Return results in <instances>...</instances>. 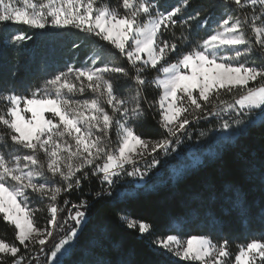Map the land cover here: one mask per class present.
I'll return each instance as SVG.
<instances>
[{"label": "snow or ice", "instance_id": "6c2138e0", "mask_svg": "<svg viewBox=\"0 0 264 264\" xmlns=\"http://www.w3.org/2000/svg\"><path fill=\"white\" fill-rule=\"evenodd\" d=\"M192 7L190 0L171 10L162 0H0V34L11 25L33 30L13 32L5 48L22 47L35 30H76L83 35L72 41L75 52L91 41L84 60L74 54L38 87L0 84V217L16 230L14 241L0 238V264H40L41 257L66 264L61 257L74 252L90 202L82 196L69 207L65 194L87 187L85 196L106 199L122 176H147L161 163L157 154L175 152L196 124L219 121L228 130L221 144L264 126V63L249 59L257 52L264 59V0H220L179 15ZM154 108L164 130L158 139L136 130ZM45 211L40 224L37 213ZM120 219L141 238L154 233L145 219ZM56 230L63 235L45 252ZM170 231L176 234L147 243L173 264H264V232L234 254L227 238ZM92 264L113 262L101 252Z\"/></svg>", "mask_w": 264, "mask_h": 264}, {"label": "trees", "instance_id": "16d2710c", "mask_svg": "<svg viewBox=\"0 0 264 264\" xmlns=\"http://www.w3.org/2000/svg\"><path fill=\"white\" fill-rule=\"evenodd\" d=\"M105 2L112 6L117 4V0ZM162 2L171 10L180 0ZM219 2L220 0H190L193 7L179 15L187 16L209 4ZM238 12L239 10L232 14L237 15ZM219 15L217 10V18ZM16 31L32 34L33 30L24 25H11L0 34V50L3 52L0 55V84H12L17 90H23L27 86H40L56 70H63L74 54L78 60H84L91 44V41H85L81 50L75 52L71 46L72 41H79L83 35L76 30H35L34 38L22 47L5 48L7 37ZM181 31L178 26L175 29L176 35L179 36ZM201 36H205V33L202 32ZM249 59L257 64L264 63L258 52L253 53ZM17 62H20L21 67L13 79L12 72L16 69ZM147 94L149 99H155L159 90L152 88ZM158 120L159 113L154 108L136 126L138 134L143 133L145 137L152 139L160 138L164 130L158 125ZM216 124L219 121L196 124L195 128H190L191 138L197 137L195 141H200L201 148L210 145L215 139L214 134H217L214 129ZM200 132L205 135L200 136ZM111 138L115 141L114 132ZM187 142L192 143L193 139ZM191 145L181 144L175 152H169L166 156L163 153L157 154L161 163L157 169L154 168L148 173L149 184L156 183L150 191L146 190V185L139 189L138 195L118 197L116 190L119 189L113 187L111 195L103 200H92L90 196H85L87 187L83 192L65 194V198L70 201V207L78 203L82 196L90 202L88 223L84 225V232L79 236L74 252L63 259L66 264H92L101 252L113 264H158L162 260L173 264L169 256L161 251H154L147 241L157 235L163 237L176 234L170 231L176 228H183L179 234L184 238L202 234H210L218 241L227 238L230 251L234 254L238 252L239 244L261 238L259 234L264 232V178L261 176V169L264 168V126L257 124L245 136L237 137L231 144H221L220 148L215 149L218 155L213 160L207 158L203 166L195 170L189 169L177 181H169L167 171V180L160 185L158 170L167 169L166 164H180L179 158L184 156V152L186 154L194 151V148H187ZM92 187L93 190L97 189L98 182H94ZM37 216L40 217V224L46 222V211L37 213ZM121 216L147 220L153 225V235L145 234L141 238L136 230L128 228L121 221ZM15 231L14 226L0 217V238L14 241ZM62 234L59 230L54 231L53 237L45 246V252ZM40 263H45L43 258Z\"/></svg>", "mask_w": 264, "mask_h": 264}, {"label": "rangeland", "instance_id": "374dc122", "mask_svg": "<svg viewBox=\"0 0 264 264\" xmlns=\"http://www.w3.org/2000/svg\"><path fill=\"white\" fill-rule=\"evenodd\" d=\"M57 31H59V30H57ZM87 45V44H86ZM217 128H219V124H216L215 125V128L214 129H217ZM189 131H190V128H189ZM226 131H228V130H222V132L218 135V134H214V136H215V139L216 140H218V141H216V142H214V144H215V146H217V144H219L220 143V136H221V134H223V133H225ZM192 132V131H191ZM193 139V142L197 139V137H192L191 138V140ZM215 139H213V140H215ZM189 139H185L184 140V143L183 144H189V142H187ZM191 144H193V143H191ZM220 146H221V143H220V145L217 147V148H220ZM209 151H210V149H209ZM212 152V151H211ZM188 154H190V155H192V156H194L193 154H191V153H189L188 152ZM183 155H186V154H184L183 153ZM218 155V153L216 152L215 153V155H214V157H216ZM208 158H210V159H214V157L212 158L211 156H207ZM179 159H181V158H179ZM206 161V160H205ZM140 165H142L143 167H144V164L143 163H141ZM167 165V169H160V170H158V174L159 173H162L163 174V177H160V180H159V184L161 185V184H163V183H165V180H167V177H166V173H167V171L169 172V176H168V178L170 179L169 181H172V182H174V181H177L178 179H180L182 176H183V174H185L189 169V167L192 169V167H193V165L191 164V165H186V164H184V165H182V164H172V165H170V164H166ZM157 166L158 165H156V169H157ZM154 169V168H153ZM129 171L131 170L130 168L128 169ZM135 179H134V184H135V182L136 181H138L139 179H137L138 177H134ZM145 178L147 179V186L145 187L146 188V190L148 189L149 191L150 190H152L153 189V186L156 184V183H154L153 185L150 183L149 184V179H148V174H147V176H145ZM113 189H111V191H112ZM117 191V195H118V197H123V196H125V195H128V194H132V190L130 189V188H128V189H121V190H116ZM70 207V206H69ZM74 211V210H73ZM66 212H67V209L65 210V214H66ZM69 224H72V221L71 220H69ZM63 235V234H62ZM61 237V236H60ZM59 237V238H60ZM59 238H57V240L54 242V243H56V242H58V240H59ZM50 240V239H49ZM49 242V241H48ZM47 242V243H48ZM53 243V244H54ZM53 244H52V246H53ZM52 246L50 247V249L52 248ZM49 249V250H50ZM49 250H47L46 252H48ZM157 251H160V250H157ZM162 252V251H161ZM167 256H169L172 260H173V257L170 255V254H167V253H165ZM66 257V256H65ZM65 257H61V259H64ZM43 257H41V259H42ZM180 262H184V261H180ZM191 263V262H190ZM41 264V263H40ZM43 264H45V263H43Z\"/></svg>", "mask_w": 264, "mask_h": 264}, {"label": "built area", "instance_id": "2783aa9c", "mask_svg": "<svg viewBox=\"0 0 264 264\" xmlns=\"http://www.w3.org/2000/svg\"><path fill=\"white\" fill-rule=\"evenodd\" d=\"M215 130H216L215 132L219 135L222 132L223 129L217 128ZM216 141H218V140L215 139V140H213V141H211L209 143L210 145H207L205 147H202L204 149H202L200 147V145H199L200 144V141H198V142L197 141L192 142L193 145H191V143H189L191 146H187V148L188 149L194 148V151L193 152H189V153L193 154L194 156L188 154V152H187L186 155L180 157L181 158L180 159V162L181 163H184L186 165H191L192 164L193 165L192 169H198V168H200L201 166H203V164H205V160H207V158H208L207 156H211L212 158L214 157V155L216 153L215 152V149H217V147L220 145V143H219V144H217V146H215L214 142H216ZM209 149H210V151H209ZM152 170H154V169H152ZM159 176L160 177H163V174L162 173H159ZM134 179H135L134 177H130L131 182H133ZM121 184H122V182L120 183V185Z\"/></svg>", "mask_w": 264, "mask_h": 264}, {"label": "bare ground", "instance_id": "6f19581e", "mask_svg": "<svg viewBox=\"0 0 264 264\" xmlns=\"http://www.w3.org/2000/svg\"><path fill=\"white\" fill-rule=\"evenodd\" d=\"M139 167H141V168H143V166L142 165H138ZM122 182V184L120 185V183ZM119 182L117 183V184H115L113 187H116L117 189H119V190H121V189H128V188H130L133 192H132V194H134V195H138L139 193V189H142V188H144V187H142V188H137L136 186H135V184L133 183V182H131V180H130V177H128V176H122L121 178H120V180H119ZM112 187V188H113Z\"/></svg>", "mask_w": 264, "mask_h": 264}, {"label": "water", "instance_id": "95a60500", "mask_svg": "<svg viewBox=\"0 0 264 264\" xmlns=\"http://www.w3.org/2000/svg\"><path fill=\"white\" fill-rule=\"evenodd\" d=\"M146 184H147V180H146L145 177H143V178H140V177H139V180L135 182V186H136L137 188L145 187Z\"/></svg>", "mask_w": 264, "mask_h": 264}]
</instances>
